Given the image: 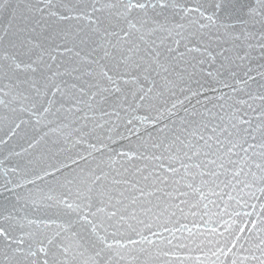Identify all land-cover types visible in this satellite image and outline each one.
<instances>
[{"label":"snow or ice","instance_id":"1","mask_svg":"<svg viewBox=\"0 0 264 264\" xmlns=\"http://www.w3.org/2000/svg\"><path fill=\"white\" fill-rule=\"evenodd\" d=\"M0 264H264V0H0Z\"/></svg>","mask_w":264,"mask_h":264}]
</instances>
